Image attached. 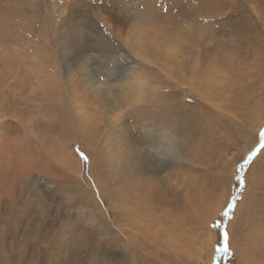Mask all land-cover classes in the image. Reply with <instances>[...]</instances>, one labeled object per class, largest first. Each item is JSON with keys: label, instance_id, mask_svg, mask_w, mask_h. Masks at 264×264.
I'll return each instance as SVG.
<instances>
[{"label": "rangeland", "instance_id": "obj_1", "mask_svg": "<svg viewBox=\"0 0 264 264\" xmlns=\"http://www.w3.org/2000/svg\"><path fill=\"white\" fill-rule=\"evenodd\" d=\"M71 2L0 0V264H264V0Z\"/></svg>", "mask_w": 264, "mask_h": 264}, {"label": "bare ground", "instance_id": "obj_2", "mask_svg": "<svg viewBox=\"0 0 264 264\" xmlns=\"http://www.w3.org/2000/svg\"><path fill=\"white\" fill-rule=\"evenodd\" d=\"M61 5H62V9H61V13H60V15H62L61 17H63V18H61L62 19V21H63V23L64 22H66L67 20H69V18H71L72 17V15L75 13V11H77V5H75L74 4V2H71V0H65V4H62L61 3ZM76 9V10H75ZM3 16H1L0 17V23L2 22V23H4V24H6V17L5 18H2ZM60 18H59V20H60ZM8 19V18H7ZM112 19V18H111ZM58 20V21H59ZM94 20V19H93ZM104 22V21H103ZM9 23V25H10V22H8ZM62 23V24H63ZM9 25H7V26H9ZM12 25V24H11ZM87 25V24H86ZM57 26H58V22H57ZM9 28H10V26H9ZM9 30V29H8ZM7 31V30H6ZM7 34H8V31H7ZM10 38V37H9ZM11 39V38H10ZM14 58V57H13ZM12 59V57L10 56V52H9V50H2V51H0V63H4V65L6 66L9 62H10V60ZM205 78V77H204ZM139 81V80H138ZM98 85V84H97ZM142 85V84H141ZM210 86H211V84H210ZM138 86H136V88H137ZM96 88V87H95ZM135 90V89H134ZM207 90V89H206ZM98 91V90H97ZM136 91V90H135ZM138 91V90H137ZM205 91V90H204ZM201 93V92H200ZM199 93V94H200ZM96 94V93H95ZM98 96V95H97ZM200 96L202 97V98H204V96H205V93H202V94H200ZM20 113V112H19ZM12 114H14V113H12ZM16 114V113H15ZM22 114V113H21ZM15 115H12V117H14ZM3 117H5V116H3ZM20 118V117H19ZM16 119H17V116H16ZM21 119V118H20ZM19 120V119H18ZM22 121V120H21ZM20 121V122H21ZM151 148L152 149H155L157 152H158V149L155 147V146H151ZM4 149V148H3ZM168 150V149H167ZM151 168V167H150ZM122 188V187H121ZM162 188V187H161ZM170 188V187H169ZM166 191H168V190H166ZM136 192V191H135ZM148 192H150V191H148ZM121 193V192H120ZM134 193V192H133ZM142 195V194H141ZM145 195H146V192H145ZM122 197V196H121ZM143 197L145 198V196L143 195ZM142 197V198H143ZM149 195H148V199H149ZM123 198V197H122ZM128 198H130L129 196H128ZM140 198H141V196H140ZM141 198V199H142ZM143 198V199H144ZM123 199H125V198H123ZM147 199V198H146ZM131 200V199H130ZM151 201V200H150ZM124 202V201H123ZM134 202V201H133ZM168 202V201H167ZM112 203V202H111ZM119 203V202H118ZM136 203V202H135ZM127 204V203H126ZM133 204V203H132ZM144 204V203H143ZM123 205H125V204H123ZM122 205V206H123ZM167 205V204H166ZM127 206H130L129 204L127 205ZM127 206H124V207H126L127 208ZM137 206V205H136ZM131 207H133V206H131ZM135 207V206H134ZM133 207V208H134ZM118 208V207H117ZM125 208V209H126ZM115 209V208H114ZM121 209H122V207H121ZM132 209V208H131ZM137 209H138V207H137ZM123 210H124V208H123ZM139 210V209H138ZM126 211V210H125ZM140 211V210H139ZM124 212V211H123ZM141 212V211H140ZM138 214V211H135L134 209L133 210H128V212H126V213H124V216H125V219H120V218H116L117 219V222H118V219L119 220H121V222H123L124 224H123V228L121 229V230H119L118 228V230L121 232V233H123V231L125 230H128V232L129 231H134V229H141L142 227H144V228H150V227H152V225H149V223L147 224H145V225H142V219H140L139 218V214ZM105 215H106V213H105ZM117 215H118V212H117ZM113 216V215H112ZM120 216V215H119ZM123 216V215H122ZM141 217V216H140ZM107 218V217H106ZM114 221H115V219H114ZM134 228V229H133ZM170 228V227H169ZM157 229V228H156ZM134 237V236H133Z\"/></svg>", "mask_w": 264, "mask_h": 264}, {"label": "snow or ice", "instance_id": "obj_3", "mask_svg": "<svg viewBox=\"0 0 264 264\" xmlns=\"http://www.w3.org/2000/svg\"><path fill=\"white\" fill-rule=\"evenodd\" d=\"M253 155H255V152H252V153H250V154L248 155L247 159L244 160V164H248V163L252 160ZM80 157H81V159H82L85 163L88 162V157H87L84 153L81 152V153H80ZM243 166H244V165L242 164V165H241V168H242ZM229 208H231V205H229ZM225 215H227V213H225Z\"/></svg>", "mask_w": 264, "mask_h": 264}, {"label": "trees", "instance_id": "obj_4", "mask_svg": "<svg viewBox=\"0 0 264 264\" xmlns=\"http://www.w3.org/2000/svg\"><path fill=\"white\" fill-rule=\"evenodd\" d=\"M228 251V250H227ZM229 252V251H228Z\"/></svg>", "mask_w": 264, "mask_h": 264}]
</instances>
